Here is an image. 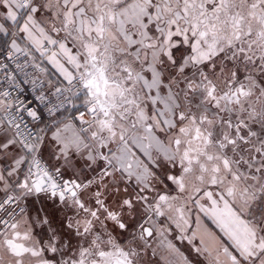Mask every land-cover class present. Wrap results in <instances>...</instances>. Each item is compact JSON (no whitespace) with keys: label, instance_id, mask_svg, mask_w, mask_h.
<instances>
[{"label":"snow or ice","instance_id":"snow-or-ice-1","mask_svg":"<svg viewBox=\"0 0 264 264\" xmlns=\"http://www.w3.org/2000/svg\"><path fill=\"white\" fill-rule=\"evenodd\" d=\"M0 72V264H264V0H0Z\"/></svg>","mask_w":264,"mask_h":264},{"label":"built area","instance_id":"built-area-1","mask_svg":"<svg viewBox=\"0 0 264 264\" xmlns=\"http://www.w3.org/2000/svg\"><path fill=\"white\" fill-rule=\"evenodd\" d=\"M11 67V65H10ZM0 77H2V72H0ZM19 81H20V87L23 90V94L25 96H27L29 99L32 98L33 92H32V84L31 83H23L24 77L23 75H20L18 77ZM6 86V85H5Z\"/></svg>","mask_w":264,"mask_h":264}]
</instances>
